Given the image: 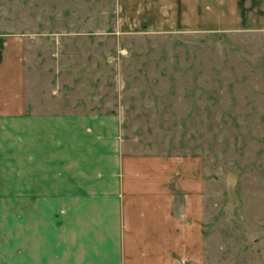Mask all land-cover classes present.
<instances>
[{"label":"rangeland","instance_id":"374dc122","mask_svg":"<svg viewBox=\"0 0 264 264\" xmlns=\"http://www.w3.org/2000/svg\"><path fill=\"white\" fill-rule=\"evenodd\" d=\"M193 5L0 0V32L27 43L39 112H118L133 149L196 159L206 264H264V29Z\"/></svg>","mask_w":264,"mask_h":264},{"label":"crops","instance_id":"0c3cea01","mask_svg":"<svg viewBox=\"0 0 264 264\" xmlns=\"http://www.w3.org/2000/svg\"><path fill=\"white\" fill-rule=\"evenodd\" d=\"M189 2L264 29V0ZM26 44L0 32V264H206L196 159L133 149L118 112H39Z\"/></svg>","mask_w":264,"mask_h":264}]
</instances>
